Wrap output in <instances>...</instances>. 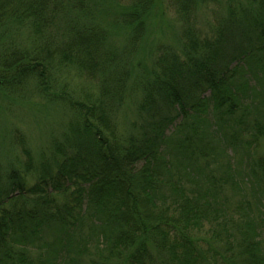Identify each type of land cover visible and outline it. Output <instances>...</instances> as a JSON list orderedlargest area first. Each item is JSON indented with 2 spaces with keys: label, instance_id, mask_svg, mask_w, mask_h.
<instances>
[{
  "label": "trees",
  "instance_id": "trees-1",
  "mask_svg": "<svg viewBox=\"0 0 264 264\" xmlns=\"http://www.w3.org/2000/svg\"><path fill=\"white\" fill-rule=\"evenodd\" d=\"M168 1L0 0V102L66 116L0 168V264H264V0Z\"/></svg>",
  "mask_w": 264,
  "mask_h": 264
},
{
  "label": "rangeland",
  "instance_id": "rangeland-1",
  "mask_svg": "<svg viewBox=\"0 0 264 264\" xmlns=\"http://www.w3.org/2000/svg\"><path fill=\"white\" fill-rule=\"evenodd\" d=\"M164 7L169 5L168 0H164ZM175 16L173 14L167 15L165 17V22H161L163 28H159L158 36L164 40L165 43H173L174 38L172 35V30L168 28L167 24L174 22ZM215 17L212 16L211 11H201L197 14L198 26L204 31L210 30L208 28V22L214 21ZM177 27V25H174ZM164 30V31H163ZM73 82L68 84L67 88L72 90L79 86V81L72 80ZM30 95V94H29ZM32 97V98H29ZM30 99V101H29ZM63 110L60 111L59 108L52 107L51 105H46L41 98L35 96H28L23 98L21 101H15L14 103H9L7 105L6 101L0 102V168L6 169L11 163L20 167V164L26 162L27 158L22 152L23 145L21 143L20 135H23L22 140L26 148L38 157L42 151L48 146V140L50 135H56L60 132L64 122L66 121V116L62 115ZM129 118L132 120L133 115L130 112ZM64 123V124H63ZM264 148V147H263ZM261 148V150H263ZM35 157V158H36ZM38 159V158H36ZM36 163L38 160H35ZM30 184L35 183V179H29ZM246 196L249 197L250 194L246 190ZM233 200L231 204L235 207L236 203L240 201L241 196H232ZM251 202V197L249 198ZM235 221L232 224V231L235 229ZM205 234V231L202 233ZM204 236H208L207 233ZM211 238V237H209ZM214 248L217 245L220 248L224 247L223 243L209 241ZM204 250H208L209 246L207 244H202ZM217 247V248H218ZM235 247V246H234ZM236 248V247H235ZM219 249V248H218ZM213 250V249H212ZM236 252V250L234 251ZM236 256L233 252H230L226 256L234 257Z\"/></svg>",
  "mask_w": 264,
  "mask_h": 264
}]
</instances>
